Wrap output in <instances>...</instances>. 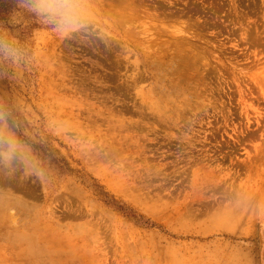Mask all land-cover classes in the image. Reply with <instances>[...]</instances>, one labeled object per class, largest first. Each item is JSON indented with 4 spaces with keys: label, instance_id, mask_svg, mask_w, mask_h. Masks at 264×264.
<instances>
[{
    "label": "rangeland",
    "instance_id": "rangeland-1",
    "mask_svg": "<svg viewBox=\"0 0 264 264\" xmlns=\"http://www.w3.org/2000/svg\"><path fill=\"white\" fill-rule=\"evenodd\" d=\"M0 0V264H264V0H82L67 38Z\"/></svg>",
    "mask_w": 264,
    "mask_h": 264
},
{
    "label": "clouds",
    "instance_id": "clouds-1",
    "mask_svg": "<svg viewBox=\"0 0 264 264\" xmlns=\"http://www.w3.org/2000/svg\"><path fill=\"white\" fill-rule=\"evenodd\" d=\"M16 2L17 9L12 15L13 19L18 15L19 9L27 10L42 23L52 25L54 30L66 38L84 26L81 22L82 0H16ZM0 55L18 63L23 53L5 35L0 34ZM6 127V113L0 109V156L14 159L20 145L13 135L5 131Z\"/></svg>",
    "mask_w": 264,
    "mask_h": 264
}]
</instances>
